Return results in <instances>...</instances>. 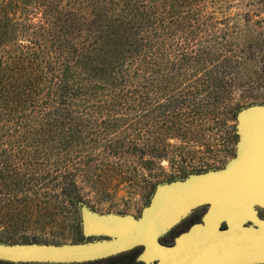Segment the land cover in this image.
<instances>
[{
	"label": "trees",
	"instance_id": "trees-1",
	"mask_svg": "<svg viewBox=\"0 0 264 264\" xmlns=\"http://www.w3.org/2000/svg\"><path fill=\"white\" fill-rule=\"evenodd\" d=\"M201 2L0 0V121L60 140L64 211L90 205L123 167L156 163L184 124L192 130L213 109L234 121L255 102L264 48L241 59L193 46L190 28H207ZM186 76L195 80L183 86ZM117 257L124 264L130 251Z\"/></svg>",
	"mask_w": 264,
	"mask_h": 264
},
{
	"label": "rangeland",
	"instance_id": "rangeland-1",
	"mask_svg": "<svg viewBox=\"0 0 264 264\" xmlns=\"http://www.w3.org/2000/svg\"><path fill=\"white\" fill-rule=\"evenodd\" d=\"M201 5L204 7L201 15L207 22V28H190L196 33L191 41L193 46H204L213 51L217 48L222 52L221 57L241 59H248L256 50L264 48V0H202ZM199 15L193 14V18ZM182 79L183 86H187L194 82L195 77ZM246 89L249 88H239L242 92ZM253 93L256 100L249 105L264 103V84L259 86L256 82ZM148 97L158 99L156 93ZM150 115L145 118L147 127L151 124ZM238 126L237 118L226 121L225 114L218 109H213L190 131L184 124L181 134L173 132L167 136L170 145L163 157L155 159L156 163L125 166L123 173H115L110 178L104 193L92 192L89 213L102 217L129 215L140 219L159 189L186 181L193 173L222 169L234 159L238 149ZM42 129H29L16 120L0 121V243L70 244L107 238L102 234L85 233L81 209L73 212L72 207L64 211L59 179L54 180L63 168L64 150L60 140L51 141L48 136L40 135ZM146 157L154 159L150 155ZM21 175L30 179L29 186L17 184L19 181L16 179ZM25 205L33 207L32 213L27 210L28 214H20L12 209ZM260 211L264 216V209ZM170 240V235H167L165 241ZM111 257L120 264L119 257Z\"/></svg>",
	"mask_w": 264,
	"mask_h": 264
},
{
	"label": "water",
	"instance_id": "water-1",
	"mask_svg": "<svg viewBox=\"0 0 264 264\" xmlns=\"http://www.w3.org/2000/svg\"><path fill=\"white\" fill-rule=\"evenodd\" d=\"M236 118V157L222 169L193 173L186 181L159 189L140 219L102 217L82 205L85 233L107 238L70 244L0 243V259L79 263L142 248L137 259L145 264H264V218L259 214L264 209V103L241 108ZM204 205L208 208L202 220L178 235L174 245L160 240ZM250 221L254 225H246Z\"/></svg>",
	"mask_w": 264,
	"mask_h": 264
},
{
	"label": "flooded vegetation",
	"instance_id": "flooded-vegetation-1",
	"mask_svg": "<svg viewBox=\"0 0 264 264\" xmlns=\"http://www.w3.org/2000/svg\"><path fill=\"white\" fill-rule=\"evenodd\" d=\"M207 208H208L207 205L196 208L188 216H186L181 222H179L174 228H172L168 233H166L164 236H162L160 240L163 243L174 245L176 243L175 239L178 235L187 231L193 224L200 222L202 220V217H203L204 213L206 212ZM260 209H259L260 217L264 218V216L261 214ZM246 225L252 226V225H254V223L250 221V222H247ZM222 227L226 228L227 227L226 223H224L222 225ZM239 234L242 235L243 233H239ZM167 235H170V237H171L170 241H165V237ZM141 251H142V248H137V249L131 250L130 251V257H128V259H127L128 262L126 261L124 264H145L144 262L138 261V259H137V256ZM0 264H33V263H29V262L15 263V262L0 259ZM81 264H117V263H115V257H108L106 259L89 261V262H84Z\"/></svg>",
	"mask_w": 264,
	"mask_h": 264
}]
</instances>
